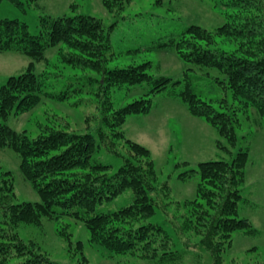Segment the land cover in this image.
Returning a JSON list of instances; mask_svg holds the SVG:
<instances>
[{
	"label": "trees",
	"instance_id": "obj_1",
	"mask_svg": "<svg viewBox=\"0 0 264 264\" xmlns=\"http://www.w3.org/2000/svg\"><path fill=\"white\" fill-rule=\"evenodd\" d=\"M10 1L24 8L25 1ZM221 3L227 8L254 12L228 15L230 21L215 29L187 23L147 46L176 53L185 63L177 78L153 71L151 60L110 65L114 54L110 51L112 25L97 16L41 15L37 33H32L25 21L0 18V52H19L31 59L22 72L8 76L0 85V147H8L19 156V167L39 196L37 201L15 202L12 173L0 177V210L5 216L0 222V253H5L0 264H9L12 259H16L13 264H61L34 252L17 231L19 224L40 225L43 218L80 221L93 242L113 253L152 246L157 252L145 258L165 264L176 263L190 251V240L201 250H211L213 236L224 238L221 234L226 233L230 239L235 231L253 233V223L239 212L245 199L240 187L245 178L247 149L239 146L229 160H206L189 166L186 172L199 178L196 192L188 201L180 202L171 200L170 188L157 181L144 146L128 140L132 153L123 155L116 142L121 135H112L110 142L105 134L107 127H120L128 115L149 112L152 96L157 93L181 100L192 115L214 126L227 141L224 147L234 146L239 140V115L249 107L256 109L264 128V0ZM103 4L112 11L113 4L107 0ZM221 36L240 42L230 48L219 42ZM57 46V60L78 72L67 75L55 69V61L47 53ZM140 50L128 48L125 53ZM38 62H44L42 70H38ZM105 83L136 86L143 91L119 104L116 111L110 108V117H99L100 126L95 130L46 125L36 137H30L7 121L12 114L35 108L43 98L65 101L73 95L91 94V87L107 93ZM101 144L120 160L117 168L101 161ZM122 194L127 195V203L117 209H100L103 203ZM157 213L163 216L161 222L151 220ZM77 246L82 249V242L78 241ZM83 261L80 264L87 263L85 258Z\"/></svg>",
	"mask_w": 264,
	"mask_h": 264
},
{
	"label": "rangeland",
	"instance_id": "obj_2",
	"mask_svg": "<svg viewBox=\"0 0 264 264\" xmlns=\"http://www.w3.org/2000/svg\"><path fill=\"white\" fill-rule=\"evenodd\" d=\"M22 1H25L23 9L10 0H1L0 18L25 21L30 31L37 33L38 18L41 15L87 13L97 16L105 24L112 25L109 32L110 51L114 54L110 65L122 66L151 60L153 71L174 78L181 76L185 63L169 48L148 49L147 46L152 40L166 35L171 30L182 28L187 23L215 29L222 22L230 21L228 15L241 16L254 12L227 8L222 5V0H107L113 4L111 12L105 8L103 0ZM219 42L234 48L240 40L221 36ZM136 47L141 50L125 53L126 49ZM56 50L58 46L51 48L47 53V56L55 61V69L66 72L67 75L79 71L57 60ZM30 61V58L19 52H0V85L8 76L22 72ZM36 66L38 70H42L44 62H38ZM104 85L107 93H101L91 87L89 89L96 94L93 91V94H77L65 101L43 98L35 108L12 114L7 121L14 129L24 131L30 137H36L46 125L92 131L99 128V117H110V114L121 106L119 104L133 100L139 95L138 92L143 91L131 85ZM203 92L208 94L206 89H203ZM81 96L84 98L79 101ZM110 108L112 112L108 111ZM239 119V140L234 146L224 147L223 144L227 141L214 126L203 118L192 115L181 100L157 93L152 96L149 112L128 115L120 127L105 129L110 142L112 135H121V138L117 137L116 142L123 155L132 153L127 144L128 140L144 146L153 161L157 181L166 183L170 188L171 200L180 202L195 196L199 178L195 173L186 172L189 166H197L198 162L206 160H229L236 154L239 146L248 150L244 167L245 178L240 187L245 199L240 203L239 212L253 223V233L235 231L231 233L230 239L225 237L226 233L221 234L224 238L213 236L211 250H201L190 240V251L171 264H257L264 261V128L262 119L254 107H249L246 113L242 112ZM101 145V161L111 163L113 168H117L120 160ZM19 163L20 158L12 149L0 147V177L5 172L12 173L15 193L13 200L37 201L39 196L21 171ZM127 202V195L122 194L112 202L103 203L100 209H117ZM4 218L3 211L0 210V222L3 223ZM162 219L163 216L157 213L151 220L161 222ZM42 221L40 225L19 224L17 231L22 239L29 241L26 244L34 252L43 253L61 264H80L84 262V258L87 260L85 264H165L145 258L146 255L157 252L152 246L125 253H113L93 242L90 232L80 221L70 218L57 222L43 218ZM78 241L82 242V249L78 248ZM199 252L200 256H196ZM4 254L0 253V258ZM15 262L16 259H12L9 264Z\"/></svg>",
	"mask_w": 264,
	"mask_h": 264
}]
</instances>
